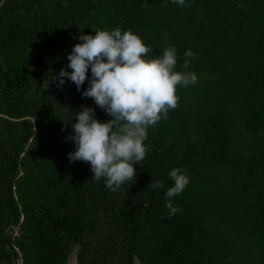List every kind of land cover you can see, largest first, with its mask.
Returning <instances> with one entry per match:
<instances>
[{
	"label": "trees",
	"instance_id": "trees-1",
	"mask_svg": "<svg viewBox=\"0 0 264 264\" xmlns=\"http://www.w3.org/2000/svg\"><path fill=\"white\" fill-rule=\"evenodd\" d=\"M116 28L148 58L175 47L197 83L177 86L134 180L113 190L69 162L66 139L82 106L110 117L81 95L87 80L52 78L80 35ZM173 168L189 182L169 215ZM16 249L22 264L73 250L75 264H264V0H0V264Z\"/></svg>",
	"mask_w": 264,
	"mask_h": 264
},
{
	"label": "clouds",
	"instance_id": "clouds-1",
	"mask_svg": "<svg viewBox=\"0 0 264 264\" xmlns=\"http://www.w3.org/2000/svg\"><path fill=\"white\" fill-rule=\"evenodd\" d=\"M185 6V0H172ZM80 43L72 47L67 56L70 72L61 69L52 79L63 86L67 77L76 85L77 91L88 81L81 92L92 98L109 119L95 118V109L82 106L75 113L72 132L66 138L74 145L67 153L69 162H84L90 165L93 179L105 180L106 187L119 189L136 176L135 165L139 164L150 150L144 142L148 128L178 106L177 86L187 87L197 83L194 72L175 71L177 55L175 47H168L162 56L148 58L153 50L146 46L140 36L130 29L121 31L97 30L94 35H80ZM182 68L187 69L195 54L188 50ZM91 71V77L87 75ZM48 85L45 87L47 88ZM35 119L32 121V127ZM34 133H35V128ZM174 182L165 193V207L169 215L181 211L173 206L171 198L182 193L189 180L180 168L168 173ZM163 181L151 187L162 188Z\"/></svg>",
	"mask_w": 264,
	"mask_h": 264
},
{
	"label": "rangeland",
	"instance_id": "rangeland-1",
	"mask_svg": "<svg viewBox=\"0 0 264 264\" xmlns=\"http://www.w3.org/2000/svg\"><path fill=\"white\" fill-rule=\"evenodd\" d=\"M75 253H76V250H73V252L70 254L69 259H68V264H75L76 262Z\"/></svg>",
	"mask_w": 264,
	"mask_h": 264
},
{
	"label": "built area",
	"instance_id": "built-area-1",
	"mask_svg": "<svg viewBox=\"0 0 264 264\" xmlns=\"http://www.w3.org/2000/svg\"><path fill=\"white\" fill-rule=\"evenodd\" d=\"M17 251V258H16V261L14 262V264H22V256H21V253L18 251V249H16Z\"/></svg>",
	"mask_w": 264,
	"mask_h": 264
}]
</instances>
